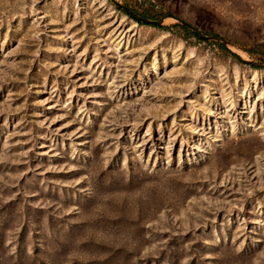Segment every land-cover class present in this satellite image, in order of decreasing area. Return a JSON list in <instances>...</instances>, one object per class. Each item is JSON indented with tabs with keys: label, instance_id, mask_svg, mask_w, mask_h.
<instances>
[{
	"label": "rangeland",
	"instance_id": "374dc122",
	"mask_svg": "<svg viewBox=\"0 0 264 264\" xmlns=\"http://www.w3.org/2000/svg\"><path fill=\"white\" fill-rule=\"evenodd\" d=\"M115 1L0 0V264H264V0Z\"/></svg>",
	"mask_w": 264,
	"mask_h": 264
},
{
	"label": "water",
	"instance_id": "95a60500",
	"mask_svg": "<svg viewBox=\"0 0 264 264\" xmlns=\"http://www.w3.org/2000/svg\"><path fill=\"white\" fill-rule=\"evenodd\" d=\"M111 3L117 7L118 9L122 10L125 14H127L129 17H131L133 20H135L136 22L138 23H143L144 25H147V26H153V27H159V26H162L163 24V20H159V21H152V20H148V19H145L141 16H138L137 14H135L134 12L130 11L128 8L120 5L119 3H117L115 0H110ZM174 19L176 22H178L180 25L184 26L185 28H187L188 30H190L193 34L199 36L200 38H202L203 40H208V41H215V42H218L220 44H222L224 46V48L227 50V51H230L229 49V46H228V43L223 40L222 38L220 37H217V36H212V37H208V36H205L203 35L200 31H198L194 26L184 22L183 20L181 19H178V18H175L171 15H168L165 17V19ZM233 55L235 56V58L243 63V64H247L249 66H253V67H264V63H252V62H248L247 60H243L239 55L237 54H234Z\"/></svg>",
	"mask_w": 264,
	"mask_h": 264
},
{
	"label": "trees",
	"instance_id": "16d2710c",
	"mask_svg": "<svg viewBox=\"0 0 264 264\" xmlns=\"http://www.w3.org/2000/svg\"><path fill=\"white\" fill-rule=\"evenodd\" d=\"M176 27V26H175ZM194 37H197V36H194ZM219 46V45H218ZM221 49L224 50V47L223 46H219ZM247 53H249L250 55H252V52L248 51Z\"/></svg>",
	"mask_w": 264,
	"mask_h": 264
}]
</instances>
